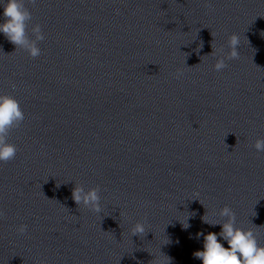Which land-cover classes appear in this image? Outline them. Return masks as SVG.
Returning a JSON list of instances; mask_svg holds the SVG:
<instances>
[{
    "label": "clouds",
    "instance_id": "obj_1",
    "mask_svg": "<svg viewBox=\"0 0 264 264\" xmlns=\"http://www.w3.org/2000/svg\"><path fill=\"white\" fill-rule=\"evenodd\" d=\"M36 4L37 0H0L4 18L3 22L0 23V33L4 34L16 50L26 52L32 59H36L41 55L38 42L45 39L39 23L32 26V35H29L28 27L33 17L28 5L35 7ZM204 7L209 11L214 10L210 0H205ZM114 12L118 15L119 9H114ZM227 45L229 50L225 53L221 49L220 55L213 66L216 72H221L228 67L226 61L240 58L238 51L240 46L239 35L232 33L228 37ZM211 53L215 54L213 46ZM183 75V71L177 69L173 78L179 80ZM13 88H15V85H13ZM24 120L25 113L19 100L11 94H0V163H8L16 158L18 148L9 141V136L13 130L22 125ZM253 147L257 153L264 152V138H257ZM72 199L78 209L84 207L97 214L102 211L100 187L98 185L85 190L82 185L75 184L72 189ZM219 216L225 218L222 223H210L205 215L203 216L202 219L205 223L212 226L221 225V231L219 233L208 232L206 235L200 233L199 235L203 236V250L195 251L193 257L202 261V264H264V244L258 241L257 234L252 229L237 226L236 214L227 205L219 210ZM5 217L6 214L0 210V218ZM145 223L137 222L131 229V236H146L148 231ZM184 227H189L187 222ZM27 230V224L22 223L16 227V231L20 235L26 234ZM218 237L226 241L228 246L225 247Z\"/></svg>",
    "mask_w": 264,
    "mask_h": 264
}]
</instances>
